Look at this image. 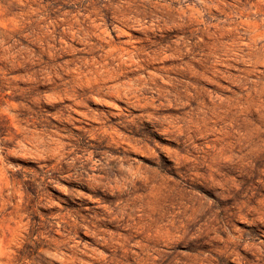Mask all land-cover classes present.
I'll return each instance as SVG.
<instances>
[{
  "label": "rangeland",
  "instance_id": "obj_1",
  "mask_svg": "<svg viewBox=\"0 0 264 264\" xmlns=\"http://www.w3.org/2000/svg\"><path fill=\"white\" fill-rule=\"evenodd\" d=\"M0 264H264V0H0Z\"/></svg>",
  "mask_w": 264,
  "mask_h": 264
}]
</instances>
